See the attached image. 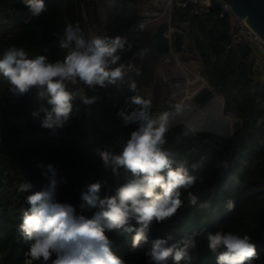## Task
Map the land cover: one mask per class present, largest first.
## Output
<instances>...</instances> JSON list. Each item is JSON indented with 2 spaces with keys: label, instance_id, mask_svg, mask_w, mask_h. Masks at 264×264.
<instances>
[{
  "label": "trees",
  "instance_id": "16d2710c",
  "mask_svg": "<svg viewBox=\"0 0 264 264\" xmlns=\"http://www.w3.org/2000/svg\"><path fill=\"white\" fill-rule=\"evenodd\" d=\"M45 3L48 11L25 22L29 11L24 0H0V55L6 48L16 46L28 51L30 58L46 55L53 62L63 59L66 50L59 48L58 38L66 21L77 20L64 17L66 0ZM181 22L189 27L186 35L202 61L204 75L222 98L223 113H236L240 127L228 137L184 126L170 129L164 147L176 153L179 162L190 167L204 158L202 168L195 173L203 177V183L198 181L190 189L200 199L196 206H189L185 200L184 207L171 220L154 222L149 243L142 242L136 249L131 243L134 233L108 231L114 241L112 251L126 264H148L145 252L152 239L172 237V243L196 232L197 249L192 253V264H215V257L207 249L206 234L222 231L241 237L249 235L259 253L253 264H264V80L253 76L246 45L232 44V23L227 15L220 16L215 0L211 1L208 13L200 16L191 15L190 8L172 3L170 24L176 27ZM85 38L88 39L86 35ZM114 86H97L93 91L77 85L87 96H96L98 100L84 105L76 98L73 114L65 125L45 129L40 126L44 115L40 109L47 106L46 101L39 100L37 92L27 104L22 120L20 102L0 74V264H43L42 260L30 261L29 242L17 231L20 217L29 207L26 197L31 191L42 190L55 179V199L71 203L77 214L90 218L96 209L81 199L86 186L99 180L103 198L105 194L114 195L125 181L123 170L113 174L96 152L107 149L119 154L130 132L138 127L125 126L117 116L124 107L112 97ZM169 108L153 105L152 113L157 116ZM33 112L39 115L34 116ZM224 160L229 162L227 171L216 166ZM48 165L55 169V176ZM25 182L33 186L29 193L19 191L20 184ZM228 200L235 205L231 211L226 208Z\"/></svg>",
  "mask_w": 264,
  "mask_h": 264
},
{
  "label": "clouds",
  "instance_id": "9594fccd",
  "mask_svg": "<svg viewBox=\"0 0 264 264\" xmlns=\"http://www.w3.org/2000/svg\"><path fill=\"white\" fill-rule=\"evenodd\" d=\"M29 16L25 22L39 18L48 11L45 0H24ZM142 30L143 25L139 26ZM58 35V34H54ZM60 49L66 50L63 59L50 61L46 55L29 57L23 47L11 46L0 55V74L7 81L9 91L24 95L37 89V98L46 101L42 106L41 127L62 128L74 111L73 101L79 98L84 105H92L96 96H87L77 85H84L95 91L124 82L130 73L142 75V69L122 61V54L132 50V43L126 36L108 34L86 39L79 21L65 22L63 34L58 38ZM45 52L48 48L45 47ZM147 48L140 49L134 56L143 58ZM128 90L134 95L126 101V107L117 112L125 126L136 124L119 154L107 149H96L103 164L113 174L121 170L125 181L114 195L100 196L102 184L98 180L87 185L81 199L87 206L96 209L89 218L77 214L71 203L55 199L56 180L39 191H31L30 183H21L19 191L30 192L26 200L29 207L23 211L17 231L29 242L27 255L30 261L43 264H126L112 251L114 241L107 235L111 230L134 233L132 248L149 243L151 225L164 223L177 215L187 200L189 206H196L199 196L190 189L203 177L196 175L203 166L200 162L187 166L177 159L176 153L164 146L172 120L180 115L185 106L175 104L172 113H152L153 102L140 94L137 81L129 78ZM33 115H39L33 112ZM184 135H188L185 132ZM227 171L229 162L217 165ZM55 176V169L48 165ZM187 193L183 197V193ZM231 200L226 208H234ZM84 205H81L83 208ZM135 221V225L133 224ZM197 233L184 235L169 243L172 237L155 238L145 252L148 264H192L197 249ZM207 249L215 257V264H253L259 259L257 244L249 235H235L231 232L209 231L206 234ZM53 257H55L53 259ZM30 264V262H29Z\"/></svg>",
  "mask_w": 264,
  "mask_h": 264
},
{
  "label": "rangeland",
  "instance_id": "374dc122",
  "mask_svg": "<svg viewBox=\"0 0 264 264\" xmlns=\"http://www.w3.org/2000/svg\"><path fill=\"white\" fill-rule=\"evenodd\" d=\"M167 1L169 2L166 13L167 15L157 22L149 23L148 25H146V28L143 32L142 45L133 46L130 52H125L122 54L123 58L121 62H128L142 69L141 76H136L134 73L132 74L130 73L129 77H126L124 82H118L114 86L112 97L115 103L119 104L124 108L126 107V101L128 100V98L134 95V93L130 92L129 90L127 89L124 90V88L128 86L127 81L129 78L137 81L140 94L145 98H150L154 106L158 108L163 107L165 105L171 107L168 110L164 111L169 113H172L174 111L173 106L179 103L185 97L184 96L185 94L188 93V95H191L193 92H195L203 85H207L211 87L210 82L207 80L206 76L204 75L203 64L199 55H197L196 52H194L193 50L189 52L186 49L185 44L189 42V39L187 38L185 29L186 28L189 29V27L187 24H185V22H181L176 27L172 26L182 31L185 37L183 43V50L180 52H176L175 54L178 58V61L187 70L190 71L189 76L191 83L188 85L187 93L185 94L181 93L175 95V93L174 94L170 93L169 85L170 83H174L173 81H175L174 73L175 72H180L181 74L183 73L178 69L177 64L174 60L168 62L164 60L163 56L155 48L154 39L152 37L156 29V26L159 23L167 21L170 24L172 3L170 0ZM101 2L102 0H66L65 7L63 9V15L66 18H70L73 16L77 21H79L80 26L84 34L88 37V39L96 35L108 34L111 36H115V35H124L125 33H127L128 24L123 19L118 20L120 14H118L117 12L114 14L107 13L108 12L107 8L106 7L102 8L100 6ZM143 2L149 10L152 11L160 10L159 7H156L155 5L152 4V0H143ZM104 9L105 11H107L106 13ZM171 45L173 49L174 48L173 35L171 36ZM143 48H147L149 50L147 55H145L143 58H140L138 55L137 56L133 55L134 53H138L139 50ZM195 75H198V78H196ZM215 105L217 106V112H218V121H216V123L218 122L226 123L229 126V129L232 133L234 129L231 127V124L234 121L237 120L240 121V119L237 117L236 113L234 112L228 114L223 113L222 98L217 94L215 99L210 103H208V105L203 109L206 110L209 107L213 108ZM194 108L195 107L191 109L194 110ZM203 109L200 111V116L194 118L195 123L201 120ZM184 125L186 124H182L179 121V119L174 118L172 120L170 129L176 126H184ZM195 129L196 130L193 131H197V129H199L198 131H206L215 134L212 131L205 130V128L195 127ZM222 129L226 130L225 127H222Z\"/></svg>",
  "mask_w": 264,
  "mask_h": 264
},
{
  "label": "bare ground",
  "instance_id": "6f19581e",
  "mask_svg": "<svg viewBox=\"0 0 264 264\" xmlns=\"http://www.w3.org/2000/svg\"><path fill=\"white\" fill-rule=\"evenodd\" d=\"M152 4L156 7H159L160 10H149L145 6L143 0H102L100 6L102 8H107L108 12L104 9L105 13L107 12L114 14L117 12L118 14H120L118 20L123 19L128 24L127 33L122 36H126L129 42H131L133 46H136L142 45L143 32L146 28V25H148L149 23L157 22L167 15L166 13L169 4L167 0H152ZM140 25H143L142 30L139 27ZM161 55L166 62L174 60L177 64L178 69L183 73H174L175 81H173L174 83H170L169 85L170 93H175V95L187 93V87L191 83L189 76L190 71L187 70L178 61V58L174 50L172 49L171 43L169 50L166 53H162ZM195 77L198 78V75H195ZM126 89L128 90V86L124 88V90ZM184 96L185 97L179 102L185 106L184 111L180 115H177L175 118L179 119L182 124H186L194 130H196L195 127H197L205 128V130L212 131L220 136H225L228 134V132H225L226 130L215 126L217 124L216 121H218V112L216 105L213 108L209 107L210 110L209 108H207L206 110L203 109L201 120L195 123L193 118H197L199 116H196L193 113V110L189 108V105H185V98H189L190 95H188L187 93ZM185 116L187 117V119Z\"/></svg>",
  "mask_w": 264,
  "mask_h": 264
},
{
  "label": "water",
  "instance_id": "95a60500",
  "mask_svg": "<svg viewBox=\"0 0 264 264\" xmlns=\"http://www.w3.org/2000/svg\"><path fill=\"white\" fill-rule=\"evenodd\" d=\"M226 2L231 10L238 16L243 18L249 26L261 37L264 41V0H223ZM169 28V22L164 21L156 26V29L152 35L155 43V48L162 54L169 50L171 40L165 31ZM173 44L174 52H180L183 50V43L185 40L184 33L182 31L173 32ZM186 49L191 52L193 50L191 43L185 44ZM38 92L37 89H32L24 95L13 96L20 102L21 105V119H24L26 113V106L32 100L33 96ZM216 97L215 85L207 86L203 85L195 92H193L189 98H185V105H189V108H194L193 113L196 116H200V111L205 108L208 103L213 101ZM194 119V118H193ZM226 119V118H224ZM195 121V120H194ZM189 130H194L187 125H184ZM218 128L225 127L228 132L227 135L221 137H227L231 135V131L227 124L218 122L216 125ZM231 127L235 130L240 127V121H234ZM199 129H197L198 131Z\"/></svg>",
  "mask_w": 264,
  "mask_h": 264
},
{
  "label": "built area",
  "instance_id": "2783aa9c",
  "mask_svg": "<svg viewBox=\"0 0 264 264\" xmlns=\"http://www.w3.org/2000/svg\"><path fill=\"white\" fill-rule=\"evenodd\" d=\"M176 6L181 8H190V14L200 16L208 13L212 0H170ZM220 6V16L227 15L232 23L233 30L231 40L233 45L243 44L250 50V68L253 76L257 79L264 80V41L261 37L249 26V24L241 17H238L223 0H215ZM186 28V27H185ZM177 28L169 24V28L165 31L171 40V36ZM186 32L188 29H185ZM180 31V30H178ZM83 94L85 91L80 88ZM88 109V108H87Z\"/></svg>",
  "mask_w": 264,
  "mask_h": 264
}]
</instances>
